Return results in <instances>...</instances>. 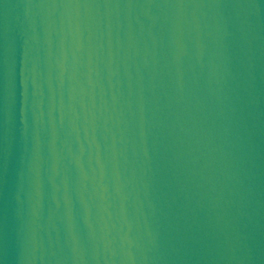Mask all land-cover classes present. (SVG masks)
<instances>
[{
	"label": "water",
	"instance_id": "water-1",
	"mask_svg": "<svg viewBox=\"0 0 264 264\" xmlns=\"http://www.w3.org/2000/svg\"><path fill=\"white\" fill-rule=\"evenodd\" d=\"M0 264H264V0H0Z\"/></svg>",
	"mask_w": 264,
	"mask_h": 264
}]
</instances>
